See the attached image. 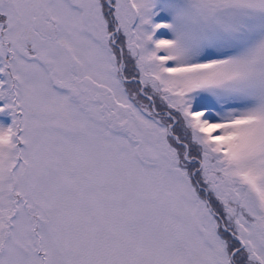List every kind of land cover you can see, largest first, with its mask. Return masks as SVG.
<instances>
[{
	"label": "snow or ice",
	"instance_id": "6c2138e0",
	"mask_svg": "<svg viewBox=\"0 0 264 264\" xmlns=\"http://www.w3.org/2000/svg\"><path fill=\"white\" fill-rule=\"evenodd\" d=\"M0 264H264V0H0Z\"/></svg>",
	"mask_w": 264,
	"mask_h": 264
}]
</instances>
